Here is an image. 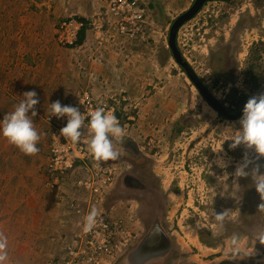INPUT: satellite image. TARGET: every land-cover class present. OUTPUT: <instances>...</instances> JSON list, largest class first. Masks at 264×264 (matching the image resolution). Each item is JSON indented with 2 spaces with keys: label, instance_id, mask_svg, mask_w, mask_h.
<instances>
[{
  "label": "rangeland",
  "instance_id": "1",
  "mask_svg": "<svg viewBox=\"0 0 264 264\" xmlns=\"http://www.w3.org/2000/svg\"><path fill=\"white\" fill-rule=\"evenodd\" d=\"M131 1L148 11L151 24L143 43L107 28L103 21L109 0H0V120L23 99L22 93L35 90L40 103L33 123L41 137L39 152L31 155L36 161L19 169L22 154L0 136V232L8 239L4 264H46L57 258L65 237L75 230V218L69 217L74 199L89 212L95 207L142 236L152 216L153 197L120 194L117 182L125 172L137 174L162 198V225L172 242L168 264L224 260L264 264V243L256 239L264 226V211L257 210L259 196L251 176H234L245 156L255 160L256 154L242 145L229 147L241 116L228 120L219 115L169 53V29L195 0ZM151 3L160 9L150 8ZM66 18L85 21L89 35L81 44L56 43V30ZM176 42L210 95L231 114L249 97L264 92L263 0L207 1L179 28ZM222 44H229V55L237 64L229 80L211 66V53ZM254 58L260 67V88L250 91L246 73ZM224 66L225 72L231 69ZM84 93L114 109L125 134L113 142L123 151L116 160H86L84 168L77 166L64 177L57 191L47 186L51 182L45 178L42 185L48 192L43 191L34 174L36 169L43 171L48 157L44 118L50 113L49 104L59 100L78 106ZM129 143L137 154L124 148ZM220 146L221 151L215 152ZM9 157L13 161L6 166ZM218 159L224 167L218 166ZM256 162L264 165V158ZM93 164L112 174L103 201L92 206L88 193L76 183L93 171ZM20 170L22 174L17 173ZM6 171L10 178L4 176ZM15 173L26 176L14 186L8 182ZM225 209L230 212L217 221L213 210Z\"/></svg>",
  "mask_w": 264,
  "mask_h": 264
},
{
  "label": "built area",
  "instance_id": "2",
  "mask_svg": "<svg viewBox=\"0 0 264 264\" xmlns=\"http://www.w3.org/2000/svg\"><path fill=\"white\" fill-rule=\"evenodd\" d=\"M107 28L115 31L116 35L130 41L146 42L149 35L150 24L148 22V11L146 8L131 0H109L105 9ZM102 22V23H103ZM94 25V24H93ZM86 25L83 21L76 18H66L56 30V43L63 47L74 45L80 32ZM94 28L101 29L99 26ZM79 110L90 119L89 113L99 106H104L107 110L115 111L106 103H96L88 93L82 95L79 102ZM117 117V116H116ZM86 119L85 123H88ZM119 120V119H118ZM49 134L48 157L45 165V177L51 184H47L53 190L60 189L62 180L68 174L74 172L75 168H84L86 160L94 159L87 150L86 139L88 138L87 128H83V135L79 143L59 135V130L66 125V117L56 119L50 118V113L44 118ZM88 170V168H86ZM94 172H93V171ZM92 172L77 181L76 185L89 196L88 203L95 205L98 201H103V194L109 185L112 172L99 165H92ZM70 218L74 216L75 230L63 241L62 250L46 264H111L119 260L128 250H130L138 240L133 234L122 226L121 220H109L107 215L99 212L97 224L90 231H83V218L89 212L85 207L80 206L76 199L70 202Z\"/></svg>",
  "mask_w": 264,
  "mask_h": 264
},
{
  "label": "clouds",
  "instance_id": "3",
  "mask_svg": "<svg viewBox=\"0 0 264 264\" xmlns=\"http://www.w3.org/2000/svg\"><path fill=\"white\" fill-rule=\"evenodd\" d=\"M23 99L14 106V110L4 115L0 120V136L5 138L9 144L18 148L25 155H35L39 152L37 143L40 134L34 127L33 118L38 115L36 106L40 103L38 94L35 90L22 93ZM50 118L61 119L66 117V125L59 130V135L79 143L83 135L82 129L87 128L88 138L86 145L88 152L96 162H107L116 160L120 157L122 148L114 145L113 139H122L125 130L113 111L107 110L104 106H99L89 113L90 119L79 110L78 107L62 105L59 100L49 104ZM29 113H31L29 115ZM88 119V123L85 121ZM239 129L236 134L228 139L231 141L229 147L235 149L243 146L245 149L252 150L256 156L255 160L247 156L239 163L234 171L236 178L251 176L260 203L257 210L264 211V173L261 168L264 165L257 163L260 158H264V92H260L248 98L242 109V115L238 121ZM221 151L220 148L215 151ZM220 167L225 164L222 159L217 160ZM249 165H253L248 171ZM238 186V185H237ZM230 210L225 209L215 212L213 215L217 221H223ZM98 210L93 207L83 218V231L90 232L97 224ZM256 239L264 243V226L257 230ZM8 239L0 232V264L8 259Z\"/></svg>",
  "mask_w": 264,
  "mask_h": 264
},
{
  "label": "water",
  "instance_id": "4",
  "mask_svg": "<svg viewBox=\"0 0 264 264\" xmlns=\"http://www.w3.org/2000/svg\"><path fill=\"white\" fill-rule=\"evenodd\" d=\"M207 1L214 0H195L191 8L172 23L168 35V49L170 50L172 58L176 64L184 70L186 76L202 95L205 101L222 117H225L228 120H235L242 115L243 107L237 113L231 114L225 106L217 102L210 95L204 84H202V82L198 79L192 68L183 59L177 47L176 36L179 28L185 22L192 19ZM133 182L136 185V188H134L136 189L135 191L147 190V186H144L137 179H133ZM161 208V205L154 207L153 217L147 231L137 245L128 250L116 264H164V261L171 250L172 242L169 234L162 225Z\"/></svg>",
  "mask_w": 264,
  "mask_h": 264
},
{
  "label": "trees",
  "instance_id": "5",
  "mask_svg": "<svg viewBox=\"0 0 264 264\" xmlns=\"http://www.w3.org/2000/svg\"><path fill=\"white\" fill-rule=\"evenodd\" d=\"M257 1L260 2L262 0H257ZM149 7L152 9H155V11L160 9L158 6L154 5L153 3H151ZM79 20H81V19H79ZM81 21H83L85 23L84 20H81ZM156 21H158V20H156ZM158 22H160V21H158ZM85 31H86V28H83L82 31L80 32V35L78 38L79 40L77 41V44H80L83 41ZM229 49H230L229 44H222V46H220L219 50L211 53V55L213 57L211 66L214 68L216 74L218 76H221V75L227 76L228 80L232 78L233 71L235 70V67L237 65L235 58L232 57V55H229ZM169 53H170V50H169ZM170 56L172 57L171 53H170ZM225 64L231 66V69L230 68L227 69L228 72H225L223 70L225 67L224 66ZM259 69H260V67L257 64V58L252 59L251 62L247 66L246 77H247V84L249 86L250 91H254V90H257L260 88L261 77L258 73ZM179 128L180 129L177 130L178 132L181 130L182 127H179Z\"/></svg>",
  "mask_w": 264,
  "mask_h": 264
},
{
  "label": "flooded vegetation",
  "instance_id": "6",
  "mask_svg": "<svg viewBox=\"0 0 264 264\" xmlns=\"http://www.w3.org/2000/svg\"><path fill=\"white\" fill-rule=\"evenodd\" d=\"M240 110V109H239ZM230 111V110H229ZM230 113H234V112H231ZM237 113V112H236ZM126 150H129L130 152H132V154H137V150L135 148V146L133 144H126L125 147ZM137 156V155H136ZM133 179H137L140 183H142L144 186H147L145 184L144 181H142L140 179V177L137 176V174H134L133 172H125L124 174H121L118 182H117V191L120 193V194H123V195H138L140 197L144 196V195H151L153 197V207H152V216H151V219L153 217V209L154 207H158V206H162L163 208V202H162V198H160V196H158V194L155 192L154 189L150 188L147 186V190L146 191H135L136 188L134 182H133ZM162 208H161V217H162ZM151 219H150V222H149V225L151 223ZM149 227V226H148ZM148 229V228H147ZM146 229V231H147ZM145 231V232H146ZM145 234V233H144ZM143 234V235H144ZM142 235V236H143ZM142 236H138V240L135 242L134 246L135 247L137 245V243L140 241V239L142 238ZM132 247V248H133ZM171 250H172V247H171ZM171 250L166 258V260L164 261V264H168V260L170 258V253H171ZM120 260V259H119ZM118 260V261H119ZM117 261V262H118ZM216 264H244V263H237V262H234V261H231V260H224V261H221V262H217Z\"/></svg>",
  "mask_w": 264,
  "mask_h": 264
},
{
  "label": "crops",
  "instance_id": "7",
  "mask_svg": "<svg viewBox=\"0 0 264 264\" xmlns=\"http://www.w3.org/2000/svg\"><path fill=\"white\" fill-rule=\"evenodd\" d=\"M89 35V32H87V31H85L84 32V39H83V41L85 40V37H87ZM82 41V42H83ZM81 42V43H82ZM80 43V44H81ZM50 62H52V61H50ZM14 152H17L19 155L20 154H22V164L20 165V166H18V168L19 169H21L23 166L25 167V165H26V167H31V164H32V162H34V161H36V158L35 157H32V156H29V155H25V154H23L18 148H16V150H14ZM9 160L10 161H13V159H10V157L6 160V162H5V164H6V166H10V163H9ZM47 162V157H46V160H45V163ZM36 163V162H35ZM45 165V164H44ZM21 167V168H20ZM24 169V168H23ZM5 170H8V169H5ZM22 171L23 170H20L19 172H17L18 174L20 173V174H22ZM44 171H45V166H43V173L41 172H38V169H36V173L34 174L36 177H38L37 178V181L39 180V183H40V185H41V189L43 190V191H45L46 189L45 188H43V185H42V183L45 181V174H44ZM7 172L8 171H6V172H4V176L6 177L7 176V178H10L11 176L9 175V174H7ZM17 173H15V174H13L12 175V179L8 182L10 185H16L17 183H18V181H20V180H22V178L24 177V176H26V174L24 173L23 175H18ZM3 176V175H2ZM36 177H35V179L33 178V183L30 185V188H33L34 187V184H35V180H36ZM7 180V179H6ZM5 180V181H6ZM32 190V189H31ZM47 191V190H46ZM48 192V191H47ZM51 192V191H50Z\"/></svg>",
  "mask_w": 264,
  "mask_h": 264
}]
</instances>
